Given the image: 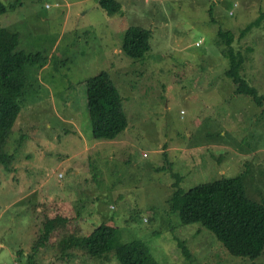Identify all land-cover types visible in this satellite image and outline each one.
Masks as SVG:
<instances>
[{
  "label": "rangeland",
  "instance_id": "obj_1",
  "mask_svg": "<svg viewBox=\"0 0 264 264\" xmlns=\"http://www.w3.org/2000/svg\"><path fill=\"white\" fill-rule=\"evenodd\" d=\"M2 2L8 11L0 29L18 35L19 50L47 61L39 71L30 67L37 74L29 77L16 139L8 144L14 177L25 184L34 178L19 179L17 163L45 166L46 184L19 193L0 169V264H119L110 253L90 258L58 245L30 256L36 194L20 198L35 187L45 201L66 198L76 237L114 218L116 241L146 242L159 264H264V252L255 260L234 257L201 224L182 225L170 200L177 181L188 190L241 174L248 197L264 204V108L234 93L225 75L227 47L217 36L232 34L239 74L264 95V0H117L115 14L96 0ZM132 26L151 32L150 52L139 61L121 51ZM103 70L121 95L128 125L100 141L82 122L80 87ZM35 227L38 235L42 227Z\"/></svg>",
  "mask_w": 264,
  "mask_h": 264
},
{
  "label": "trees",
  "instance_id": "obj_2",
  "mask_svg": "<svg viewBox=\"0 0 264 264\" xmlns=\"http://www.w3.org/2000/svg\"><path fill=\"white\" fill-rule=\"evenodd\" d=\"M96 5L108 14L121 10L117 0H96ZM7 11L8 8L0 0V16ZM249 30L250 27L245 31ZM217 36L227 47L229 67L225 75L235 85L234 93L246 95L258 108H264V95L239 74L242 58L231 47L232 34L219 30ZM150 38V30L129 27L124 31L121 51L134 61L142 60L150 52ZM46 61L47 57L40 53L19 50L18 35L0 29V169L4 168L9 173L12 172L8 168L9 160L13 158L14 151L8 150V144L16 139L14 129L23 110V93L31 84L29 77L37 74L30 72V67L39 71ZM80 89H83L85 99L83 110L86 118L82 122L87 124L86 130L92 139L113 140L124 132L128 122L122 98L108 72L99 71L86 79ZM261 113L264 114V110ZM173 175L180 178L177 173L173 172ZM175 184L177 189L170 199L171 209L178 213L182 225L201 224L213 233L217 242L231 256L255 260L263 254L264 204H258L248 197L241 174L200 183L188 190L178 186V181ZM10 185L14 186L13 180ZM47 200L33 203L35 217L30 216V229L34 240L30 256L58 245L64 252L71 247H75L76 251L80 249L90 258H103L110 253L119 264H159L146 242L116 241L118 227L114 218H110L109 223L98 225L88 235L76 237L72 233L75 216L70 204L60 198ZM36 223L42 227L38 235Z\"/></svg>",
  "mask_w": 264,
  "mask_h": 264
},
{
  "label": "crops",
  "instance_id": "obj_3",
  "mask_svg": "<svg viewBox=\"0 0 264 264\" xmlns=\"http://www.w3.org/2000/svg\"><path fill=\"white\" fill-rule=\"evenodd\" d=\"M85 147L86 146L84 145V148L82 149L83 151H88L89 149L92 148V147H87V149H86ZM82 153H84V152H82ZM14 169L18 170V172H19L18 178L19 179H26V178L34 177L33 179L28 180L27 184H25L24 181H18V179L16 177H14L15 175L12 172L9 173V177L7 178V181L10 183L13 180L14 181V186L17 185V189L20 190L19 193H21V191H22V189L24 188L25 185H29V184H33V183H36V184L38 183L39 184V182H42L43 184H46L45 179L43 177V172H44L45 166L43 168L35 169V168H30L29 166H24V165H21V164L17 163V165H16V167H14ZM31 171H35V174H32ZM40 171L42 172V177L39 178ZM43 184H42V186H43ZM37 189H38V187H35L34 189H31L29 191V193H27V191H25V193H23V196H21L20 199H23L24 197L27 198L29 196H33L34 197L35 194H36V196L34 197L35 198L34 203L35 202H38V203L39 202H45L43 199L46 198V196H41L42 197V201H40L41 197L37 195V193H36ZM40 191H41V189H40ZM20 199L15 200L13 203H16V204L20 203ZM61 199L64 200L66 198H61Z\"/></svg>",
  "mask_w": 264,
  "mask_h": 264
}]
</instances>
